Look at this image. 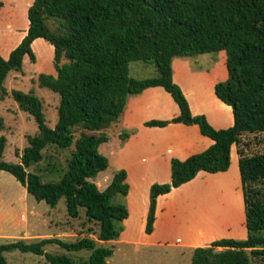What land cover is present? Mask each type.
<instances>
[{
	"label": "trees",
	"instance_id": "1",
	"mask_svg": "<svg viewBox=\"0 0 264 264\" xmlns=\"http://www.w3.org/2000/svg\"><path fill=\"white\" fill-rule=\"evenodd\" d=\"M27 19L20 42L7 58L0 54V92L6 93L7 76L22 70L25 57L35 61L33 42L41 38L52 48L54 73H39L36 80L39 87L57 95V117L53 127L48 126L41 98L32 91L12 90V99L33 118L37 131L25 135L26 143L15 151L17 161L3 159L6 138L0 136V171L9 173L37 201L54 207L63 199L71 218L79 217L83 209L97 231L89 232L95 238L85 235L74 241L44 237L0 243V264H8L3 253L11 250L43 255L50 264H108L113 246L101 244L117 240L124 229L128 209L112 199L128 194L127 172L116 170L102 190L92 179L108 166L99 147L109 140L106 130L119 120L130 96L149 87L163 88L178 113L143 125L194 124L213 141L183 160L172 157L170 181L150 185L146 234L153 231L159 195L189 182L200 171H226L231 146L242 134L264 131V0H32ZM219 52L227 76L213 90L231 107L233 123L226 128H215L203 113L193 114L172 77L174 57ZM132 61L154 64L156 75L129 76ZM4 126L0 115V130ZM132 132L125 130L120 138L125 140ZM49 147H71L64 166L45 154ZM237 154L246 237L220 238L210 246L193 248L192 264H254L264 259V152L247 155L239 149ZM45 158L46 166H38ZM31 166L36 170L28 171ZM44 173L58 178L44 181ZM50 244L89 254L71 258L49 253L44 247ZM216 247L223 249L215 251Z\"/></svg>",
	"mask_w": 264,
	"mask_h": 264
},
{
	"label": "rangeland",
	"instance_id": "2",
	"mask_svg": "<svg viewBox=\"0 0 264 264\" xmlns=\"http://www.w3.org/2000/svg\"><path fill=\"white\" fill-rule=\"evenodd\" d=\"M2 1L3 6L0 8V54L7 58L9 52L26 33L28 28L27 8L32 0ZM33 51L35 61L31 62L28 57H25L22 70L10 71L7 76L4 82L6 93L0 92V115L5 123L4 129L0 130V136L3 135L6 138L3 151V159L6 161H17L19 158L15 156V151H21L26 143L25 135H33L37 131L33 118L21 111L12 99V90L32 91L41 98L48 126L53 127L57 117V95L39 87L36 80L39 73H54L52 48L49 43L38 38L33 42ZM216 62L218 64L215 74L218 76L224 70L221 52L217 54L205 53L195 57H174L172 59V65L177 68H175L176 72L172 70L173 81L186 94L191 111L203 113L211 121L222 113V109L219 107L221 102L215 99L213 95L212 98L208 94L205 95L204 89L208 79L199 73L208 70L211 66L213 67ZM177 65L180 67L178 68ZM178 71H180L179 74H177ZM156 72L154 64L142 61L129 63V76L136 79L154 76ZM190 89L193 95L188 92ZM144 91H148V89ZM134 96L136 95L129 98ZM166 96H168L166 98H169L168 102L171 105L169 95L166 94ZM170 107L169 104L165 103L157 108H150V110L144 108L136 113V117L145 118L156 114L155 111L168 114ZM125 130L134 133V130L126 127L122 115L106 130L109 140L100 145L99 151L107 157L108 166L92 179L102 190L109 184L116 170L125 168L121 164L127 165L131 173L129 184L132 189L130 194L125 197L116 195L112 199L115 203H124L131 215L126 223L127 230L123 235V241L119 242V237L117 240L106 241L101 244L113 246V254L107 258L108 264H192L191 248L194 244L191 243L186 247L179 248L174 243L179 239L188 241L190 237L196 236L194 232L198 226L206 229L208 237L216 239L244 238L246 235L242 209L244 204L239 192L241 184L240 180L238 181L237 157L234 153L232 154V164L225 175L210 174L203 177L197 175L196 182L190 185L192 188H184L172 199L170 205L172 204L171 207L174 210L175 221L178 220L180 225L184 224L185 228L174 226L176 222L170 227L171 221L167 223L166 220H162L158 224L155 234L152 237L148 236L150 234H146L142 226L141 214L145 205V186L151 179L147 169L150 168V163L147 160L148 157L141 156V143H143L141 138L129 145L130 148L126 152L117 154V150L123 142L120 133ZM70 149L71 147L65 149L49 147L45 154L51 155L59 165L64 166L66 158L70 155ZM239 149L244 150L247 155L264 152V131L242 134L240 142L234 144L233 152L237 153ZM135 150L137 157L134 155ZM142 160L143 162H141ZM46 164L47 158L42 160L38 166L44 167ZM27 170L35 171L36 167L31 166ZM42 176L44 181L58 178V175L49 173H44ZM11 197L17 199L16 208L13 210L8 203L4 202L6 199L10 200ZM24 210L28 213L26 215L27 220L29 219L26 222L23 221L27 225L26 228L19 220ZM30 211L37 214L34 216L35 219L29 215ZM96 231V224L86 220L83 209L80 210L79 217L71 218L67 215L63 199H60L54 207L49 206L44 201H37L9 173L0 171V243L18 238L34 241L43 237H57L66 241H74L85 235L95 238V235L89 232L94 233ZM157 241L160 243L158 244ZM44 249L53 254L65 253L71 258L86 257L89 254L87 251L68 252L55 244L47 245ZM214 250L219 251L222 248L216 247ZM3 255L8 264H50L43 255H36L31 252L11 250L4 252ZM254 264H264V259H257Z\"/></svg>",
	"mask_w": 264,
	"mask_h": 264
},
{
	"label": "crops",
	"instance_id": "3",
	"mask_svg": "<svg viewBox=\"0 0 264 264\" xmlns=\"http://www.w3.org/2000/svg\"><path fill=\"white\" fill-rule=\"evenodd\" d=\"M221 56L224 60V55L222 52H221ZM217 64L218 63L216 62L213 65V67L211 66L210 68H208V70L206 69L205 71H200V73H199L201 76L206 77L208 79V82H207L206 87L204 89L205 95L208 94L209 97H211V98L213 95V97H215V99H218V98L215 95L214 90H213L214 84L220 80L225 79L227 76V72L225 69L223 70L222 73H220V75L217 76L215 74V70H217ZM171 65H172V63H171ZM177 67L179 68L180 66L177 65ZM183 67H185V66H183ZM175 68L176 67H174L172 65L173 72L174 71L176 72ZM182 71H185V70H182ZM179 73H180V71H178L177 74H179ZM172 77H173V75H172ZM146 89H148V91L143 90L140 94H137L136 96L131 97L127 100V103L125 105L126 109H124V111H123L122 118L125 122L126 127L131 129V130H134V133H131L125 140H123L122 144L119 146V148L117 150V154L121 153L123 151L126 152L130 148L129 145L136 142L137 139L141 138L143 141V143H141L142 144V150L140 151V153H141L142 157L143 156H146V158L148 157L147 160L150 163V168H147V169L149 170V174L151 175V179L146 183V186H145V205H144V208H143V211L141 214L143 227L145 225V218H146V213H147V209H148L149 187L154 182L164 183V182L170 181V159L172 157H175V158L183 160V159L187 158L188 156H190L194 153H198V152L203 151L208 146H210L213 142L209 137L201 134L198 126L194 125V124L186 125L183 123H169L168 125H166L164 127L144 126L143 122L146 120L168 119V118H171L172 116H174L178 113L177 105L173 101L170 94L167 93L163 88H161V87H149ZM188 92H190V95H193V92L191 91V89ZM166 94H168L170 97L171 105H170V102H168L169 98H166V97H168V96H166ZM185 96H186V94H185ZM218 101L221 102V103L219 102L220 103L219 107L222 109V113L213 121H211L209 118H207V119L211 123V125H213L215 128L229 127L233 123L231 107L229 105L223 103L220 99H218ZM165 103H167V104H169V106H171L168 114H165L164 112L161 113V112L155 111L154 113H156V114L150 115V116L145 117V118L139 119L136 117V113L139 112L140 110L144 109V108L150 110V108H157L158 106H162ZM222 103H223V105H222ZM191 112L193 114H199L193 110ZM233 146L234 145L231 146L230 165L229 166H231V164H232V162H231L232 161V154L234 153L235 156L237 157L236 168H237V173L239 176L238 155H237V153L233 152ZM134 155L137 157L136 150H135ZM141 162H143V160ZM144 162H146V161H144ZM121 166L125 167L124 169L127 172L126 181L129 184L131 173L128 170L127 165L121 164ZM148 167H149V164H148ZM228 169H229V167H228ZM228 169L226 171L217 172V173H207L204 171H200L197 173V175L202 176V177L206 176V175H210V174L225 175L226 172L228 171ZM197 175L192 180H190L189 182L184 183L179 187L172 188L171 191H169L168 193L159 195L157 197L153 231L148 236L152 237L155 234L156 229L158 227V224L161 223L162 220H166L167 223L171 221V223H169L170 227L174 222H176V225H174V226H177L180 228L186 227L184 224L180 225L178 220L175 221L174 210L171 207L172 204L170 205V203L172 202V199L176 195H178L179 193H181L183 191L184 188H186V187L192 188V186H190V185H192L196 182L195 179H196ZM238 176H237V178H238ZM239 180H240V176L238 178V181ZM240 184H241V181H240ZM131 189H132V187L129 184L128 194H130ZM239 192L241 194V201H243L242 188L241 187H240ZM4 202L8 203L9 206H11L12 210L16 208V205H17V199L16 198L11 197L10 200L6 199V201H4ZM242 209H243V213H244V206L242 207ZM26 215H28V213L25 212V210L23 211L22 216L20 215V217H19V215H18L20 222L22 221L25 228L27 227V225H25L24 222L29 220V219L27 220ZM29 215L31 216L32 219H35L34 216H37V214L35 212H31V211L29 212ZM130 215H131L130 211L128 210V217L123 222L125 229H123V231L119 235V237H120L118 239L119 242L123 241V235L126 233V230H127L126 229L127 228L126 223L130 219ZM18 223H19V221H18ZM195 230L196 231L194 232V235L196 234V236L190 237L188 239V241L182 240V239L176 240L177 242H175L174 245L181 248V247H186V245L192 243L194 245L191 249H193L196 247H207L213 240H216V238L208 237L206 229L201 227V226L196 227ZM26 235H29V234L26 233ZM245 237H246V235L244 236V238ZM217 239H220V238H217ZM124 241L129 242L128 240H124ZM157 243L159 244L160 241H157ZM163 243H161V244H163Z\"/></svg>",
	"mask_w": 264,
	"mask_h": 264
}]
</instances>
